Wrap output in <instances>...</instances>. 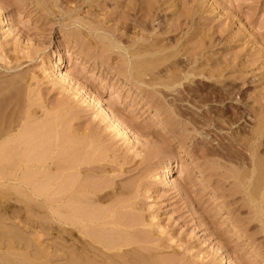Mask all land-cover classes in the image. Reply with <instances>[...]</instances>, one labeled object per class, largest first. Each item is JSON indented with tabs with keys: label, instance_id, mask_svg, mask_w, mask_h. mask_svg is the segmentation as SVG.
<instances>
[{
	"label": "rangeland",
	"instance_id": "obj_1",
	"mask_svg": "<svg viewBox=\"0 0 264 264\" xmlns=\"http://www.w3.org/2000/svg\"><path fill=\"white\" fill-rule=\"evenodd\" d=\"M146 1L156 2L155 15L165 28L160 30L157 22L151 24L145 10L137 12L131 0H99L92 11L107 25H114L127 11L138 15L145 12L147 30L142 33L146 37L154 35L159 44L166 45L164 64L198 72L185 97L203 113L181 102L172 104L181 113L180 118L165 104L163 112L156 104V108L152 104L150 107L147 100L151 94L133 85L123 74L125 64L117 52L93 38L92 41L83 34L77 35L81 33L74 31V27H62L57 23L59 17L33 0H0V54L4 60L1 62L19 65L12 72L2 70L11 75L27 73L23 75H27L33 87L37 117L49 119L58 114L64 125L72 120L76 129L94 136L116 168L123 164L120 179L130 188L126 197L129 200L138 191L135 200L153 229L150 246L160 245L154 252L169 257L165 258L169 264H264L262 255L257 253L259 247L247 238L254 226L248 220L254 214L251 215L252 203L246 201L244 187L237 179L248 167L251 169L250 153L239 140L255 129L250 112L254 107L257 113H264V0ZM128 3L131 8H124ZM69 5L78 10L81 6L71 1ZM86 5L80 10L87 11L89 3ZM121 32L124 42L129 40L128 36L138 37L134 29ZM212 71L220 75L208 78ZM231 99L239 102L233 103ZM104 107L119 117L131 134H120ZM208 118H213L215 127L205 129ZM194 121L215 142L202 141L193 129ZM167 123L172 126L163 129ZM169 163L174 170L165 179L161 169ZM3 189L13 192L11 187ZM4 190L0 188V192ZM4 195H0V223L20 222L22 225H17L25 230L21 221L28 217L38 224L34 230L26 229L28 239L35 238L38 230L43 247H59L57 225L55 230H49L45 215L26 214L21 209L25 205L21 203L22 207L14 195L13 199ZM238 224L242 231L237 234L233 229ZM1 236L0 232V253L8 254L6 239ZM27 246L32 253L35 248ZM55 258V264L64 262Z\"/></svg>",
	"mask_w": 264,
	"mask_h": 264
},
{
	"label": "bare ground",
	"instance_id": "obj_2",
	"mask_svg": "<svg viewBox=\"0 0 264 264\" xmlns=\"http://www.w3.org/2000/svg\"><path fill=\"white\" fill-rule=\"evenodd\" d=\"M33 1H36L37 5H42L49 14L59 17L57 23L62 27L68 29L74 27V31L81 33L77 35L83 34L86 38H93L97 42H102L106 49L117 52L123 60L122 64H125L123 74L125 73L128 80L131 79L130 82H133V85H137L138 88L142 87L146 94H151L147 100L150 102V107L151 104L152 107L156 104L159 106V112H163L166 110L165 104L174 110L173 113L178 118L182 115L178 112L179 110L177 111L178 108L172 107L174 102H181L190 108L197 107L185 96L190 92L188 87L196 82L193 79L198 72L193 69L182 70L179 67L166 66L167 59L164 57L167 55L164 52L166 45L159 44L154 35L146 37V34L142 33L147 30V14L151 24L157 22L160 30L165 28L164 22L155 15L156 2L131 0V4L134 5L137 12L145 10L147 14L144 12V14L138 15L127 11L118 20H115L114 25H107L95 10L92 11L95 3L99 0ZM70 1L77 6L80 4L79 10L70 6ZM88 3L87 11L80 10L85 7V4L87 7ZM126 7L127 9L131 8L130 3L125 4L124 8ZM166 22L167 20H165ZM123 29L127 32L134 29L138 37H129L127 34H123L129 39L124 42V36L121 35ZM137 29L139 30L137 31ZM74 33L76 34V32ZM168 57L171 56L168 55ZM2 60L3 58L0 60V188L4 190L5 187H11L13 192L4 190V192H0V195L1 193L7 196L14 195L20 204L25 205L23 207L21 204L23 208L16 207L24 209L26 214L45 215L48 218L46 227L49 230H55L54 226L57 225L59 247L56 246L54 249L49 248L48 250L47 247H43L38 230L35 238L28 239L24 233L26 229L37 228L36 225H38L28 217L21 221L25 224L23 225L25 230H23L24 227H19L20 222H18L19 225L15 223L16 221L9 223L12 217L7 219L9 221L7 225L2 224L5 222L2 219L0 232L2 239H6L8 254L0 253V264H55V257L64 261L62 264H169L167 261L169 257H165L167 259L165 260L158 252H154L160 249V245L150 246V243H153L150 238V232L153 229L144 219L139 203L135 200L139 196L138 191H135V195L133 193L129 200L128 196L126 197L130 188L123 179H120L124 174L123 164L116 165V168L109 157L110 155H107V152V154L102 152L99 145L96 144L94 136H91L89 132L76 129L72 120L68 119L64 125L59 120L60 115L58 114L53 117L50 115L49 119L44 116L43 119L37 117L38 110L34 108L36 102L33 99L35 93L32 94L33 87L31 88L27 75H23L24 71L22 74L17 72L14 75L9 74L10 70L12 72L19 65H9L12 61L7 65L2 63ZM2 69L9 72L4 73L5 71L3 72ZM208 74V78L220 75L218 71L208 72ZM157 94H161L162 97L156 99L154 96ZM230 98L232 97L230 96ZM236 99L231 100L233 103L239 102ZM99 102L101 103V101ZM104 109L108 115L106 117L112 119L113 127L120 134L126 136L131 134L129 127L120 121L119 117L108 112L106 107ZM198 110L203 113L202 109ZM250 114L254 120L255 129L246 137L243 136L244 139L239 140H241L240 144L246 146L244 148H247L246 151L250 153L251 169L249 171L248 167L249 172L245 169L247 174L244 171L241 174L240 170L241 175L237 176V179L238 184L240 183L244 187V194L248 198L246 201L249 200L253 207V209L250 207L253 213L249 210L251 215L254 214L251 217L253 220L251 218L252 221L248 220L254 224L253 231L251 230L249 237H247L248 234L246 237L253 246L259 247L256 252H260L264 262V250H262L264 248V113H257V108L253 107ZM209 118L203 125L205 129L215 125L213 118ZM178 120L177 122H179ZM192 124L194 131L206 144L215 140H212L206 131L205 134L203 133L205 129L202 128L204 127L201 128L195 121ZM170 125L172 126L167 123L162 128L166 129ZM63 126L65 127L63 128ZM112 158L114 159V157ZM173 170V165L169 163L161 169V174L166 179ZM4 209L9 210L7 207ZM4 209L3 211H5ZM19 213L22 212L17 211V214ZM240 226L233 229L235 233L242 231ZM45 230L47 229L45 228ZM18 243H22L24 247ZM27 244L31 248H35L32 253ZM257 255L259 256V254Z\"/></svg>",
	"mask_w": 264,
	"mask_h": 264
}]
</instances>
